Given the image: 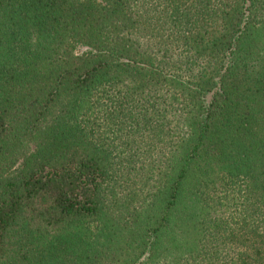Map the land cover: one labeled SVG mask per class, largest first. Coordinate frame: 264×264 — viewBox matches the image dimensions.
Returning a JSON list of instances; mask_svg holds the SVG:
<instances>
[{
	"label": "trees",
	"instance_id": "trees-1",
	"mask_svg": "<svg viewBox=\"0 0 264 264\" xmlns=\"http://www.w3.org/2000/svg\"><path fill=\"white\" fill-rule=\"evenodd\" d=\"M0 264H264V0H0Z\"/></svg>",
	"mask_w": 264,
	"mask_h": 264
}]
</instances>
